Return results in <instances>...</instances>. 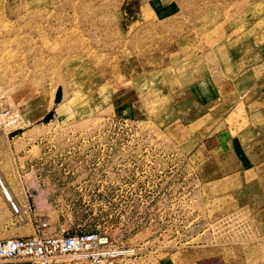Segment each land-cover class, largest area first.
<instances>
[{
    "label": "rangeland",
    "instance_id": "1",
    "mask_svg": "<svg viewBox=\"0 0 264 264\" xmlns=\"http://www.w3.org/2000/svg\"><path fill=\"white\" fill-rule=\"evenodd\" d=\"M263 88L264 0H0V240L264 264V162L203 147L260 127Z\"/></svg>",
    "mask_w": 264,
    "mask_h": 264
},
{
    "label": "built area",
    "instance_id": "2",
    "mask_svg": "<svg viewBox=\"0 0 264 264\" xmlns=\"http://www.w3.org/2000/svg\"><path fill=\"white\" fill-rule=\"evenodd\" d=\"M36 235L0 240V259L23 260L31 264H132L139 250L116 244L101 232Z\"/></svg>",
    "mask_w": 264,
    "mask_h": 264
},
{
    "label": "crops",
    "instance_id": "3",
    "mask_svg": "<svg viewBox=\"0 0 264 264\" xmlns=\"http://www.w3.org/2000/svg\"><path fill=\"white\" fill-rule=\"evenodd\" d=\"M260 106L255 111L260 117V127L251 126L237 136L230 135L227 129L215 131L204 140L203 147L213 158V162L219 163L229 157L238 166L249 160V156H256L257 161L264 162V88L260 95ZM214 98L205 99V104L212 102ZM258 126V125H257ZM252 160V158L250 159ZM218 168L210 169L212 177L217 176Z\"/></svg>",
    "mask_w": 264,
    "mask_h": 264
}]
</instances>
